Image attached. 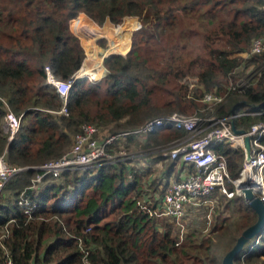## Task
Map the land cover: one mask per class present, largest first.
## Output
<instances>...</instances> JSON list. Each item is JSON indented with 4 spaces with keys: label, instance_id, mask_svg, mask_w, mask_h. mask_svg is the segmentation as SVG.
<instances>
[{
    "label": "trees",
    "instance_id": "16d2710c",
    "mask_svg": "<svg viewBox=\"0 0 264 264\" xmlns=\"http://www.w3.org/2000/svg\"><path fill=\"white\" fill-rule=\"evenodd\" d=\"M236 1L239 5L232 7L234 12L228 20L213 23L209 18L196 24L188 20L192 14L200 16L205 4L213 6L218 2ZM78 13H84L98 25L106 19L117 24L125 16H135L140 21L152 23V32L144 31L143 35L136 31L124 55L106 54L101 61L106 70L102 77H74L84 52L77 36L69 31L68 20ZM184 20L193 27H181L175 38L168 36L160 43L161 31L175 29ZM130 24L126 20L118 31L131 28ZM142 24L138 22L137 26ZM118 26H114L112 32H116ZM128 34L123 53L128 47ZM263 34L264 0H0V98L12 113L19 115L17 131L10 141L0 129V155L10 165H36L58 157L69 146L71 136L82 122H114L123 118L122 129H127L174 109L184 111L185 108H180L182 100L188 103L185 107L200 115L222 117L236 113L231 118L235 128L264 120V50L244 59L236 54L249 48L253 38L263 39ZM143 37L153 39V44L157 41L163 49L161 52H165L161 65L166 71L157 76L150 67L142 73L139 71L140 65L147 66L143 60L135 58L137 40ZM192 38L199 42L194 49L188 50ZM116 40L123 50V40L118 37ZM190 52L196 53L193 57L198 66L193 74L207 91L212 87L216 91L224 90L223 84L231 71L241 75L244 66L251 64V68L243 74L242 83L225 86L220 103L205 108V103H195L201 92L193 90L187 95V84H177V80L186 75L178 68V63ZM240 60H244L242 66ZM45 64L53 77L72 79L64 104L66 113L58 112L61 99L45 81ZM170 73L176 78L173 89L168 92L170 97L160 105L153 104L149 98L151 87L167 81ZM144 74V78L153 79L147 87L139 81V76ZM99 83L104 87L101 98H89L96 93L92 85L97 89ZM2 107L0 102V119L4 113ZM162 130L170 131L162 128L146 136ZM260 141L264 143V134ZM213 148L225 155L229 175L236 176L242 151L223 140L215 142ZM151 156L155 162L165 159L163 181L159 176L148 178L154 166L147 158L150 164L146 170L131 169V178L125 161L104 165L98 170L63 172L61 177L37 191H24L29 202L34 204L28 218L16 202L19 191L29 185L34 170L26 169L11 177L0 191V235H4L1 241L12 263L82 264L81 245L89 264H220L223 253L239 232L254 221L255 213L242 203L241 195L225 200L220 195V201L236 204V210L240 211L233 224L235 232L231 229L215 234L227 223V218L223 217L217 222V217L223 216V210L218 207L213 211L216 220L205 237L200 232L195 236V231L187 232L185 227L184 233L181 228L174 235L176 223L166 217H158L161 227H155L153 218L156 216L149 215L147 210L154 207L169 178L178 176L181 163L178 157ZM216 191L213 189L200 198L211 200L213 205ZM138 200L147 204V210L137 203ZM199 208H203L202 202L189 207L182 220ZM256 235H259V246L251 242ZM256 235L233 257L235 264H264V259L257 257L264 251V226ZM0 254L3 264L1 247Z\"/></svg>",
    "mask_w": 264,
    "mask_h": 264
},
{
    "label": "built area",
    "instance_id": "2783aa9c",
    "mask_svg": "<svg viewBox=\"0 0 264 264\" xmlns=\"http://www.w3.org/2000/svg\"><path fill=\"white\" fill-rule=\"evenodd\" d=\"M263 39L261 37L253 38L244 56L264 50ZM43 68L45 81L50 83L57 92L61 99L60 111H63L66 93L72 79L53 77L48 65L45 64ZM243 81V78L238 79L228 87L236 86ZM192 85L190 83L189 87ZM223 97L222 93L203 92L199 100L205 103V108H207L220 103ZM205 115L199 114L198 116L196 113L182 115L172 111L164 115L147 118L136 127L116 132H104L100 135L95 124L83 123L73 133L69 146L56 158L44 160L36 165L19 166L7 164L1 154L0 191L11 177L23 170L33 169L34 173L30 177L29 185L19 191L16 202L23 208V212L28 218L34 204L30 203L24 195L26 189H29L30 192L37 191L61 177L63 172L80 173L87 170H98L104 165L116 164L124 159L132 162L134 155L140 156L150 152L146 151L150 149L151 152L159 151L158 155L167 156L170 159L178 157L181 166L178 176L169 178L152 209L147 210L145 202L137 201L142 208L148 211L149 215L166 217L175 223H179L189 207L208 200L200 197L208 195L213 189L219 190L225 196H231L233 193L242 196V184L248 187L264 205V143L260 141L264 134V120L253 122L242 128L243 132L235 133L231 127V118L236 116V113L222 117L212 114ZM203 122L205 125H202ZM18 124L19 115L6 111L3 116L2 132L5 133L7 141H10L15 135ZM162 128L180 130L182 135L169 140L168 146L164 144L161 145L164 147L158 146L155 149L151 146L140 147L141 145H137L138 148L131 149L130 142L135 139L139 142L141 138ZM244 137L248 138L247 157L243 145ZM221 140L242 151L241 167L234 177L229 175L225 155L213 148L214 143ZM138 161L141 162V159ZM208 201L212 204L211 200ZM5 233L6 230L3 234ZM3 236L0 235V247L4 253L3 264H13L1 241ZM78 240L81 241L80 238ZM253 241V244L259 246V235H256ZM79 248L83 251L82 264H89L86 258V250L81 245Z\"/></svg>",
    "mask_w": 264,
    "mask_h": 264
},
{
    "label": "rangeland",
    "instance_id": "374dc122",
    "mask_svg": "<svg viewBox=\"0 0 264 264\" xmlns=\"http://www.w3.org/2000/svg\"><path fill=\"white\" fill-rule=\"evenodd\" d=\"M238 5H239V1H236L234 3H232V2H230V3L218 2L217 4H215L213 6L205 4L201 8V10L204 11V14H201V10H200V13H199L200 16H197L196 14H192V15H190L188 20H190L191 23H193V24H196L198 21H206L209 18H211V21L213 23H216V22L221 21V20H228L231 17L232 13L234 12L232 7H235V6H238ZM81 14L84 15V18L91 19L90 17H88L84 13H78L75 16H73V18H75L77 15H81ZM83 15H81V16H83ZM85 16H87V17H85ZM126 17L127 16L123 17L122 20L119 21L117 24H112V23L109 24L110 28H112V31H113L114 30L113 29L114 26L119 25L118 28H117V29H119V28H121V25L126 20H129L131 22V24H130L131 28H126L125 30L124 29L123 30L122 29L119 30V35H117V36H113L115 32H112L111 34H107L106 35V32H105L106 30H104V29L103 30L102 29H98L101 32H98L96 34H92L91 32H90L91 33L90 35L79 34L77 32H74L73 30H71L70 21L69 20H68V29H69V31L71 33H73L74 35L77 36L79 44L82 47L84 53H88L91 50L99 49L98 52H97L98 56L102 52H105V50H109V49H111L113 51L120 50V47L117 45L119 43L116 42L117 41L116 40L117 37L119 39L121 38L123 40L122 43H123V51H124V45H125L124 41L126 42V46H127L126 33L129 32V34H128V48H127V50L124 53H122V55H124L130 49V45H131V42H132V36L134 38L133 34L136 31H140L142 34L145 33L144 31H147V32H150V33L152 32V30H151L152 23H150V22L146 23V22L140 21L135 16H130L129 17L130 19H125ZM239 17L240 18H244V16H239ZM22 19H24V17H22ZM135 20H136V24H135ZM188 20H184L181 24L177 25L175 27V29H169V30L161 31L159 36H158V39H159L160 43H162L163 41L168 39L167 38L168 36H169V39L175 38L176 35H177V32L180 30L181 27L183 29H185V27L186 28L187 27L188 28H192L193 26H192V24L191 25L188 24ZM138 22H142L143 23L142 26H137ZM134 24H135V26H134ZM28 26H30V25H28ZM96 26L101 27V25H98V24H96ZM141 30H143V31H141ZM105 35L108 38H106ZM137 37H136V39H137ZM155 38H157V37L155 36ZM99 39H102V40L99 41ZM152 40L153 39H151V38H145V37H143V40H137V42H138V46L136 47V54L137 55H136L135 58L138 59V60H143L146 63V65H147V66L140 65V67H139L140 68L139 69L140 73H142L143 71H146L147 67H150V68H152L154 70V75L157 76L160 72L162 73V72L166 71V68L163 65H161V61L163 63V56H164L165 52L164 53L161 52V50H163V49H161V47H160L159 43H157V41H154V44L151 43ZM133 41H134V39H133ZM100 42H102V43H100ZM198 42H199V40L197 38H192V42H190L188 44V50L194 49ZM183 50H185V49H183ZM247 50H248V48L246 50L238 51L236 54L239 57H241L242 59H244V58H246V56H244V55H245ZM111 53H115V52H111ZM90 55H87V57H89ZM195 55H196V53L190 52L189 55L185 57V60L183 62L178 63V68H180L184 73H186V75L184 77L182 76L183 78L182 79L180 78L181 80H177V84H178V86H179V84H182V85L185 84V83L187 84V93H188L187 95L191 94L193 90H195L196 93L201 92L200 94H202L203 92H213V91L215 93H223L225 91V86L226 85H230L231 83H235V81H237L238 79H241V78L244 79L243 74L247 73L249 68H251V66H250L251 64H248V65L244 66L243 67L244 73L241 74V75H239L237 73V71L236 72L231 71L226 76L225 82L223 84V85H225L224 86V90L216 91L212 87L211 89H209L210 91H207V90H204L202 88V85L197 82V77L195 76V74H193V70H196L197 67H198V66H196L197 65V60L193 57ZM243 61L244 60H240V64H241L240 66L243 65ZM83 65L84 66L81 67L79 69V71H81V69H86V63L85 62H83ZM171 68H173V67H171ZM240 68L241 67H239L238 69H240ZM238 69H235V70H238ZM92 73H94V72L92 71ZM105 73H106V70H104L102 75H104ZM102 75H101V77H102ZM171 76H172V73L169 74V78H168L167 81H165L163 83H160L159 85H157L155 87H151L152 88L151 89L152 92L149 94V98L151 99V102L153 104L160 105L163 101H165V99L170 97V94H168V92H170L173 89V86L175 85L173 80H176V78H172ZM139 77H140V80H139L140 83L141 84L143 83L146 87L148 86L149 83H151L149 81L153 80L151 77L144 78L145 74H144L143 77H141V76H139ZM91 78H96V76L95 77H91ZM97 78H99V77H97ZM190 83L193 84L191 87H189ZM220 86L222 87V84H220ZM97 87L98 88L96 89L92 85L91 89H93L96 93L95 94H90L91 96H89V98L90 97H99V98H101V92L103 91V88H104L103 84L100 85V83H99V84H97ZM199 99H200V97H198L197 101H195V103H197L198 105L203 103ZM0 102L2 103V106H3L2 108L4 109V113H3V115H2V117L0 119V129L3 130V128H2L3 116H4L6 111H10L11 112V110L8 108L7 104L4 102V100L2 98H0ZM186 104H188V103L186 101L182 100L180 102V108L181 109L185 108L184 111H178L177 109H174V110H171V112L175 111V112L180 113L182 115L195 114L194 110L191 111V110H189L188 107H185ZM58 112L66 113V109H64L63 111H60V108H59ZM15 115H18V114H15ZM197 115L199 116V114H197ZM202 117H204V116H202ZM122 120H123V118L118 120V121H114V122H107V121H105V122L99 121L97 123L82 122V123H80L78 125V129H79V126L81 124L89 123V124H95L98 127L99 135L103 134L104 132H116V131L122 130V128H124L121 125L124 124L125 121H122ZM203 124L205 125L204 122L202 123V125ZM167 129H170V131L163 132V130H162V131L157 132V133H155L153 135H149V137L145 136V137L141 138L139 142L142 145H144V146H140V147H150L151 146V147H155V149H157L158 146L164 147V146H161V145H164V144H166L168 146L167 142L169 140H171V139H173L175 137H180L182 135L180 130L175 131V129H172V128H167ZM173 132L175 134H173ZM135 140L130 142L131 145H132L131 149L138 148L137 147V142L138 141H137V139H135ZM70 141H71V138H70ZM226 144L228 146H231L228 142ZM140 150L143 151V149H140ZM146 151H150V152L142 154L140 156L137 155V154L134 155L132 157V159H133L132 162H131V160L128 161V160H125V159L123 161H121V162L125 161L127 163L128 167H129V178L132 177L131 169L132 170L133 169H137L138 168L137 166L140 165V164H138V160H140V159L144 160L145 158H147V159H150L151 162H155V160L154 161L151 160V158H153V157H151V155L157 154V153H159V151L158 152H155V151L151 152L150 149H148ZM241 162H242V157H241ZM118 163H120V162H118ZM165 165L166 164L161 165L160 168H158L157 166L153 167L152 168L153 169L152 170V175L154 177L158 176L157 173ZM146 168L147 167H144L143 169L146 170ZM138 171H141V170L138 169ZM230 187H232V185H230ZM220 195H222L224 200L228 199V198H233L235 196H240L239 194H235V193H233L231 196H225L223 193L221 194V192L219 190H217L216 192H214V196H215L216 200L214 201L213 205L210 204V202L208 200L207 201H203L202 202V207L203 208H199V209L195 210V212L192 215L189 214V217L186 216L183 220L181 219V221L179 223H176L177 226L174 225V227H173L174 231L172 230L174 232L173 234L175 235V232L177 234V229H181V228H182L181 230L183 232L184 227H185V231H187V232L195 231L196 232L195 236H197L199 234V232L203 233L202 234L203 237L207 236L209 228H211V226L213 225L212 224L213 221L216 220L215 217H214L213 211L216 210L217 207L219 209L223 210L222 213H221V215H223V216L219 215L217 217V222L219 223V219L221 217H223V218H227V223L225 225H222L221 227H224V228H221V230H218L215 234L218 235V234L222 233V231H224V230H231V229H234V232H235V228H234L233 224L238 219L237 216L240 213V211L236 210V204L230 205V204H226L227 202L224 201V200L220 201L219 200ZM242 203L243 204H247L244 199H243ZM153 220H154L153 225L155 227H157V228H160L161 227V219L158 218V217H154ZM181 235H180V239H181ZM249 239L251 240V238H249ZM251 242L253 243L254 241H251ZM257 257H259V259H264V251L259 252ZM0 264H2V260H0Z\"/></svg>",
    "mask_w": 264,
    "mask_h": 264
},
{
    "label": "crops",
    "instance_id": "0c3cea01",
    "mask_svg": "<svg viewBox=\"0 0 264 264\" xmlns=\"http://www.w3.org/2000/svg\"><path fill=\"white\" fill-rule=\"evenodd\" d=\"M81 15H83V14H81ZM81 15H77L75 18H73L70 21V28L74 32H77L79 34L90 35L91 34L90 32H92L93 34H96V33L100 32L98 29H104V30H106L105 31L106 32V35L112 33V28H110V26H109L110 22L107 19L103 21V23L101 24V27H98V26H96V24L91 19L84 18V15L83 16H81ZM85 17H87V16H85ZM127 17H130V16H127ZM135 24H136V22H135ZM113 29L115 30V28H113ZM116 30L117 31L114 33L113 36L119 35L118 29H116ZM106 38H108V37L106 36ZM125 48H126V45H125ZM98 50L99 49H97V50H91L88 53H84V57H83V59H82V61L80 63L79 68L73 74L74 77L87 76V77L91 78V77H95V75H96V78L97 77H100L103 74L104 70H105V68L102 66V63H101L102 58L106 54L111 53V52H117V53H119L118 51H113V50L109 49V50H105V52H102L98 56L97 55ZM90 54H93V56L92 57H87V55H90ZM120 54H122V53H120ZM83 62L86 63V69H84V70H87V73H82V72L79 71V69L84 66L83 65ZM92 71L94 73H92ZM137 145L144 146V145H142L139 142H138ZM163 163L165 164V159L163 160V162H162V160H158L157 159L156 162H152V165L154 167L157 166L158 168H160V166L163 165ZM138 164H140V165H138L137 167L140 168L141 170H143V168L144 167H147L148 164H150V162L147 161V159L145 158L144 160L142 159L141 162L138 161ZM164 170H165V167L161 168V170L157 173V175L160 178V181H163V173H164ZM152 177H153V175H152V173H150V176L148 178L150 179ZM156 190H158V189H156Z\"/></svg>",
    "mask_w": 264,
    "mask_h": 264
},
{
    "label": "water",
    "instance_id": "95a60500",
    "mask_svg": "<svg viewBox=\"0 0 264 264\" xmlns=\"http://www.w3.org/2000/svg\"><path fill=\"white\" fill-rule=\"evenodd\" d=\"M232 130L235 133L243 132L242 128H235L231 123ZM243 145L245 149V155L248 156V138H243ZM241 191L243 192L242 198L246 201L247 205L255 213V219L253 222L244 227L236 236L232 245L223 253L220 259V264H235L233 257L241 249L242 245L251 237L262 231L264 226V205L262 201L252 194L250 189L245 185H241Z\"/></svg>",
    "mask_w": 264,
    "mask_h": 264
},
{
    "label": "bare ground",
    "instance_id": "6f19581e",
    "mask_svg": "<svg viewBox=\"0 0 264 264\" xmlns=\"http://www.w3.org/2000/svg\"><path fill=\"white\" fill-rule=\"evenodd\" d=\"M122 51H123V50H122V47H121L120 50H118V52H119V53H123ZM86 71H87V70H84L82 73H85ZM86 73H87V72H86ZM95 76H96V75H95Z\"/></svg>",
    "mask_w": 264,
    "mask_h": 264
}]
</instances>
